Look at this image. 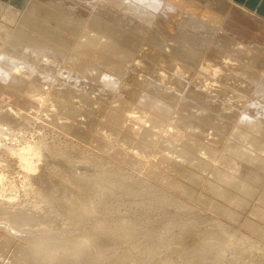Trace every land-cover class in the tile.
Masks as SVG:
<instances>
[{
    "label": "bare ground",
    "instance_id": "obj_1",
    "mask_svg": "<svg viewBox=\"0 0 264 264\" xmlns=\"http://www.w3.org/2000/svg\"><path fill=\"white\" fill-rule=\"evenodd\" d=\"M30 2H31V0L27 4V6L28 5L29 6L28 7L26 6L27 9L25 10V12L21 13L22 10L19 11L15 5L11 4L10 2L5 3L3 0H0V90H1V93L3 91L1 89V87L8 86L10 88V85H13L10 88L12 91H15L17 88H18V90L20 89L19 91H17V90L15 91V94H16L15 97H12L14 94L11 95V97H12L11 99H12V101H14L13 98H16V100L19 99V101H18L20 103L19 106H21V108H22L23 104H27V105L29 104V100H38L39 99V100H41V104L46 102L44 100H46L47 97L46 96L44 97V94L42 95V92L40 95V94H36L34 91V93L36 95L34 94V96H33V92H31L32 95H29L30 91H28V90H31L30 88L35 89V87H32V86H34L36 83L34 85H31V83H32L31 81L33 79L34 80L36 79V81H38V80L40 81L39 85L41 83V86L37 85L36 89L39 86V88H41L42 91H43V89H46V88L48 89V86L52 83H54L53 87L56 86L55 84H57V86L61 85V86H59V89H61L63 87V88H67L68 91H73V92L75 89L74 86H77L78 87L77 91L79 92L81 90V93L80 92L78 93L76 90L75 91L80 96L79 97L80 99L78 97H74L77 95L73 96V92L66 93L67 92L66 89H65L66 92H63L62 91L63 88L60 90L63 93L71 95L74 99L78 98V100H77L78 102L76 101L75 102L76 104H74V106L79 107V105H81V106H86V104L88 105V103H86L87 101L82 99V97L84 95L86 96L85 99L86 98H88L89 100L90 99H93V100L97 99L95 101L96 103L99 102L98 99H101V101H103V100L104 101L108 100L109 102L113 101L112 103L115 104V101H117V98H120V101L118 100V104L119 105L121 104L122 106H124L126 108V111L128 113H130L131 115L137 113L136 110H138V112H140V111L144 110L143 108H147V110H149V111L145 110L148 114L147 116H145V117H147V118H145V121H146V123L147 122L151 123L152 124L151 126H153L155 129H158V128H156V127H158V124L157 123H156L157 125L154 124L156 122V120H155V122H152L154 120V117H152V115L155 116L156 115L155 113H160V115L169 116L170 114H172V112H175V114H176L175 119L177 122H180L181 125H185L184 121L187 122V125H185L186 128L183 126V129L188 128V129H190L189 131L193 130L194 132L193 131H191V132L195 133V134L194 135L193 134L185 135L182 132V130L181 131L177 130L178 127H176V128L171 127L169 130H167L166 134L164 133L165 135H167L168 140H175L180 144L184 143V144H186L187 150L188 149H191V150L193 149L194 151L197 150L198 153H200V152H204L205 154H208V153L215 154L216 153V155H214V157L215 156H216V158L219 157V160H221L220 159L221 157H223V158L226 157L227 159L232 158V162H230V164L227 165V168L223 167L224 164H223V166H221L222 165L221 161H220V164H221L220 166L218 164H217L218 166L217 165L212 166L213 173L211 172V174H213V177L211 178L212 179L211 183H213L214 188H217L218 185L221 188L217 192H223L225 190L224 187L228 186L227 190H225V192H224L225 193L224 198L226 197V198H232L233 199V194L230 193V191L233 192L234 194H235V192H238L239 194L242 193L244 195V197H243L244 200H242V202L240 203L241 205H242V203L246 204L245 202H247V200L249 201L248 197L250 198V197L254 196L255 192H257L258 195H257V193L255 194V195H257V202L256 201L255 202L260 203V204H264V173H261L262 170H261V172H259L258 170L255 169L256 172L257 171L259 172V173H256L254 170H251V172H250L249 170L244 169V171H243L244 175H243L242 172L240 171L241 170L240 168H245L246 167L245 165L249 162L244 163L242 161L243 158L240 159L239 157H237V153L239 154L240 152H242L246 149V150L253 151L255 153L254 157H257L256 158L257 160H260L262 157L264 159V155H263L264 154V49H262V48H264V34L263 35L261 34V33H264V31L262 30L264 28H261L263 26V23H262V26L260 27V29L262 30V31L260 30L261 33L258 30L257 36L255 35L256 31H254L255 32L254 34L250 35L249 31H251V30L246 25H244L242 23L240 24L239 22L237 23L238 20L235 21V20L231 19V17H230L231 15L229 12H232V11H231L230 6L227 5V4H229L228 0H50L51 4H49V5H51V6L46 5V3L45 4H39L38 0H33L31 2L32 4ZM44 5H46V7H50V9L47 11V13L42 14L43 12L41 13L40 10H42L43 7H45ZM17 6H19V5H17ZM241 9L245 13L250 12L249 10H247L245 8H241ZM65 14L69 15L70 17L67 18L65 16ZM18 16H22V17H21V20L18 21V23H16L17 20L15 21V18ZM235 18H236V16H235ZM257 18H260V17L257 16ZM75 19H77L79 22ZM252 21H254V20H252ZM248 22H250V20ZM11 23L12 24L14 23V26H11ZM232 26L235 29H237V30L239 29V30L238 31H230L229 28ZM90 27H92V29ZM78 31L81 32L80 33L81 36L78 37V39H77L75 35H77ZM80 34H78V35H80ZM248 38L257 39V41L246 43L244 41V39H248ZM257 42H258V44H257ZM71 44H74V45H71ZM69 48H73L71 50H74L75 52L80 53L81 56L86 55V58H88L91 61H89L85 58L86 59L85 61L80 59V61H81L80 63L76 62L77 60L75 62H73V58L75 56L77 58H79V57H78L77 53H75L77 55L72 54L69 56V54H68V52L70 51ZM17 58H18V61H17ZM66 58H67V60H66ZM20 59H22V60L24 59V62H23L24 64H22V62H21L24 69L22 68L23 70L22 69H16V70L14 69L13 70V68H15L16 65L20 66V63H18ZM63 60H66V62H68V63L70 62L68 65H70L71 62H73L71 66L66 67V68H68L74 72L73 73H71V72L65 73L64 72L62 74V72L60 71L56 75L55 71L57 70V68L59 67L60 63H62ZM128 60H130V61H128ZM89 62H91V63H89ZM128 62H129L128 65L132 66V69H131V67H128V68L124 67L127 69L124 73L121 70H120L121 73L119 71H118V73L113 72L114 70L116 71V69L118 70V68L120 69L119 66H121L122 64H123L122 66H124V64L126 66ZM260 66H262V67H260ZM85 72H87V73H85ZM87 74L89 75L90 78H91L90 75H92L93 78H96V80L99 78V80L104 83V85H103V83H100L102 85L100 87L101 90L99 89V91H101L102 93H99V92L97 93V91H98L97 86L100 84H98V82H97L98 85H96V84L93 85L91 82L92 79L89 80V77ZM76 76H78V78ZM113 80H114V82H113ZM89 81L91 82L90 84H92L93 87L96 86L97 89L91 88L89 86V83H88ZM2 84H3V86H2ZM24 84H26V86ZM85 85H88V86H85ZM50 86H52V85H50ZM103 86L106 88H107V86H109V90L105 89ZM110 86H113V87L110 88ZM125 86H129L128 89L129 90L131 89L132 91L130 90L131 91L130 92L129 90H127L125 88ZM13 87H15L16 89H14ZM55 88L57 89L58 87H55ZM116 88H117V90H114ZM91 89H93L92 90L93 93H90V92H92V91H90ZM110 89H112V90H110ZM120 89H122V91H120ZM11 90H9V91H11ZM37 90H39V89H37ZM11 92H10V94H11ZM84 92H85V94H84ZM12 93H14V92H12ZM66 94L65 95L63 94L65 102H66V98H65ZM110 96H112V97H110ZM54 97H56V96H54ZM125 97L126 98L129 97V99L125 100ZM241 98L244 99V101H242ZM42 100L44 101L43 103H42ZM68 100H71V99H68ZM104 101H103V103H101V106L104 105V103H105ZM46 103L44 105H46ZM96 103H92L91 109H94L96 106H98V104H96ZM127 104H129V105H127ZM14 105L18 106V104H14ZM56 105H57L56 107L54 105H53L54 107L52 105H50L51 109H52V107L63 109V107L65 106V105L63 106L62 103L59 105L56 103ZM12 106H13V103L10 107H12ZM23 106L25 107L26 105H23ZM110 106H111V104H110ZM105 107H107V106L105 105L104 108ZM112 107H114V106H112ZM13 108H10V109L13 110ZM28 108H31V107H28V106L26 107V109L29 110V112H30V109H28ZM23 109H25V108H23ZM65 109H67V107ZM65 109H63L64 110L63 113L66 112ZM79 109H80V107H79ZM96 109H97V107H96ZM100 109H102V108L100 107ZM122 109H124V108L122 107ZM19 110L15 111L16 114H17V111H19ZM27 110H26V112H28ZM74 110H72V111H74ZM103 110H106V109H103ZM94 111L96 112V110H94ZM126 111H125V113H126ZM54 112H56V111H54ZM58 112H59V110H58ZM81 112H77L78 115L79 114L82 115ZM83 112H84V110H83ZM10 113H12V111ZM20 113H18V114H20ZM52 113H46L43 115L40 114V117L43 120H52L55 118V117H52V115H53ZM68 113H65L64 116H62L58 119H56V118L54 119L57 121L58 126H62V125L66 124V123L61 122L62 118L72 119V122H73L74 118L78 119L77 118L78 116H76V112L74 115L71 114L72 112L71 113L68 112ZM87 113H89V112H87ZM112 113H114V112H112ZM27 114L24 113V115H26V116L30 115V114H28V115ZM84 114H85V112H84ZM84 114H83V116H84ZM175 114H172V116ZM97 115H99V114H97ZM181 115L182 116L186 115V116L182 117ZM58 116L59 115H57V117ZM237 116H238V118H237ZM25 117L23 119H25ZM29 117H31V116H29ZM106 117H107V115H106ZM106 117H104L106 119V120L104 119L105 121H107V118H108V117L107 118ZM127 118H129V117H127ZM162 118H163V116H162ZM30 119L32 120V117ZM83 119L84 118H82V120ZM97 119H99V118H97ZM110 119H112V117ZM121 119H119V120H121ZM123 119H125V118H123ZM175 119L172 121L170 120V121L173 122V121H175ZM13 120H14V118H13ZM65 120H67V119H65ZM161 120L162 119H160L159 121L161 122ZM74 121L76 122V120H74ZM122 122H123V120H122ZM205 122H206L207 126H209V125L214 126V127L209 126L211 130H208L207 133H204V130L206 132V129H202L203 126L201 125L202 123H205ZM89 123H91V122H89ZM117 123H119V122H117ZM143 123H144V121H143ZM206 124H205V127H206ZM119 125H121V124H119ZM130 125H129V129L132 128V126H130ZM164 125H165V123L163 124V126ZM194 125H196V126L194 127ZM71 126H72V124L69 127H71ZM80 126H82V125H80ZM85 127H86V124H85ZM125 127L127 128L128 126H125ZM136 127H138V126H136ZM146 127H147V125H146ZM148 127H149V125H148ZM166 127H167V125H166ZM104 128H106V127H104ZM110 128H112V127H110ZM159 129L161 130L162 128L160 127ZM165 129H167V128H165ZM151 130H153V128ZM125 131H127V130H125ZM189 131L187 133H190ZM131 132L133 133V131H131ZM229 132H231L230 135H229ZM123 133H126V132H123ZM136 133H137V131H136ZM138 133L140 134V135L138 134L140 136V138L144 139V142H145V140H147L149 142L150 140H152L153 137H155V135H153V133L148 134L149 132H148V130H146V128L139 131ZM158 133H159V130H158ZM80 134L81 133H79L78 135H80ZM131 134H130V136H131ZM183 134H184L185 138L182 137L183 138L182 140H178L179 139L178 137H181V135H183ZM228 135H229V137L227 138ZM198 136H200V138L201 139L203 138V139L198 140L197 139ZM91 137H93V136H91ZM115 137H117V136L115 135ZM127 137L128 136H126V138ZM162 137H164V136H162ZM233 138L237 139L236 142H234ZM103 139H104V137H103ZM103 139H101V140H103ZM120 139H121V137H120ZM42 141L45 142V140H42ZM97 141L99 142V140H97ZM108 142H110V141H108ZM39 143H41V141ZM84 143H85V141H84ZM150 143H148V144H150ZM170 143H172V142H170ZM44 144H46V142ZM96 145H98V144H96ZM126 145H125V147H122V148L125 149L123 151L127 154V156L132 155L134 158H136L138 160H141V159L144 160L143 157H145V156H141L142 154H140V151L134 152L133 150H129L126 147ZM211 145H213V146H211ZM45 146H47V145H45ZM45 146L43 144H38L37 146L36 145L35 146L23 145V146H18V147L16 146V148L11 149L14 152H12L10 155L18 156L17 159H19V164H20L21 168L23 169V171L26 173V175H28V177H30V176L33 177L32 174L39 168L37 165V163H39V161L45 160L46 158H49L51 155H52L51 158L54 157V155H53L54 153H52V154H50V156H47L45 159L43 158L44 156H46L45 155L46 154L45 152H47L46 149L50 150L49 147L46 148ZM166 146L167 147H165V145H164V148H166L167 150L165 149L164 151H167V152H163L164 154L162 155L164 161L167 160L166 163L167 162H172V163L177 162L178 164L182 162V165L184 167L186 166V168H187L188 164H186V162L184 163L182 160H179L180 157L178 159V156H180V154L179 155L175 154L174 153L175 150L171 151L174 144H166ZM55 147L53 146V148H55ZM82 147L84 148V146H82ZM181 147H183V146H181ZM220 147H222L221 149H223V150H226V148H227L228 150L236 151L237 153L232 152V153H235L234 155L236 157L235 156L231 157V155H229L226 152L227 150L226 151L219 150ZM100 148H101V146H100ZM104 148H106V147H104ZM115 148H116V146H115ZM9 149H10V147L8 148V151L11 152ZM56 149L58 150V148H56ZM142 149H143V147H142ZM178 149H180V148H178ZM169 150H170V152H168ZM59 151H58V153L61 154V152H59ZM111 151H113V149ZM150 151H151V149H150ZM178 151H180L182 153L185 152L182 149H180ZM194 151H193V154H194ZM250 151H249V153H246V154L250 155ZM171 152H173L174 155L168 154ZM186 153H188V152L186 151ZM244 153H245V151H244ZM56 154H57V152H56ZM63 154L64 153H62L59 156H62ZM104 154H105V152H104ZM116 155H115V157H116ZM119 155L121 156V154H119ZM244 155H243V157H244ZM56 156H58V154ZM123 156H125L123 158V159H125L126 155H123ZM193 156H196V155H193ZM203 157L204 158H202V159H204V160L207 158V157L205 158V156H203ZM58 158L59 157L54 158L55 160H53V161L55 162ZM156 158H158V157H156ZM191 158H192V156H191ZM245 158H247V157L245 156ZM61 159L60 160L62 162L60 164H64V163H66V165L68 164V159L66 161L63 158H61ZM163 159H162V162H163ZM58 160H57V162H58ZM69 160H70L69 162L71 164V159H69ZM207 160H205L206 166H208L209 163L211 162V161L207 162ZM223 160H222V162H223ZM126 161H127V159H126ZM155 161H157V159L154 160V162ZM192 161H194V160H192ZM212 161H213V159H212ZM120 162H121V160H120ZM148 162H150V161H148ZM154 162L150 163V165L154 164ZM188 162L189 161L187 160V163ZM217 162H218V160H217ZM227 162H228V160H227ZM251 162H255V161H251ZM258 162L256 161V163H258ZM74 163H75V161L72 163L73 165L71 164L73 167L77 164V163H75V164ZM70 164H69V166L67 165L68 168L70 167ZM243 164H245V165H243ZM260 164H262V163H260ZM57 165H58V163L56 164V166ZM190 165H192V164H190ZM60 166H62V165H60ZM262 166H264V164H262ZM52 167H53V165H52ZM73 167H70V168H73ZM248 167H250V166H248ZM57 168H54V170ZM134 168H132V169H134ZM153 168H155V167H153ZM208 168H209V166H208ZM39 169H41V168H39ZM61 169H63V171H65V172L67 171V170H64L65 168L61 167L60 170ZM175 169H177V167ZM69 170L73 171V169L72 170L69 169ZM183 170H184V168H183ZM51 171H53V169ZM188 171H189V169H188ZM196 171H198V170H196ZM207 171H208V169H207ZM224 171L229 172V174H227L226 172L224 173ZM61 172H62V170H61ZM74 172L77 173L76 170H74ZM74 172H73V174H74ZM159 172H160V170H159ZM180 172H182V170ZM184 172L185 171H183V173ZM71 173H70V175H73ZM79 173H77L76 175L78 176ZM200 173H203V172H200ZM39 174H41V173H39ZM157 174H158V172L156 173V175ZM190 175L188 174L187 176L190 177ZM242 175H243V177H242ZM80 176H82V174H80ZM80 176H78V177H80ZM94 176H92V177L89 176V177L93 178ZM194 176L197 177L198 175L194 174ZM207 176H208V174H207ZM89 177H83V178L84 179L86 178L88 180ZM97 177H99V176H97ZM99 178H101V177H99ZM202 178H203V182H204V177H202ZM68 179H69V177H68ZM109 179L113 180L114 183L117 182V183H115L117 185H119L120 184L119 182H121L118 180L115 181L116 180L115 177H110ZM172 179L174 180V178H172ZM198 179H199V177H198ZM106 180H107L108 185L112 184V182H110V180H108V179H106ZM158 180H160V179H158ZM161 180H162V178H161ZM167 180H168V178H167ZM190 180H191V178H190ZM205 180H206V177H205ZM95 181L96 180H94V182ZM143 181H145V180H143ZM182 181H183V179H182ZM89 182H91V181H89ZM192 182H193V180H192ZM114 183H113V185H114ZM205 183H206V181H205ZM163 184H164V182H163ZM171 184H172V182H171ZM178 184H180V183H178ZM68 185H69V183H68ZM64 186H66V185H64ZM144 186H145V184H144ZM260 186H263V187L260 188ZM54 187H56V186H54ZM159 187H161V186H159ZM196 187H198V186H196ZM206 187H207V185H206ZM70 188H69V190H70ZM82 188H84V187H82ZM74 189H75V187H74ZM191 189H193V188L191 187ZM67 191H66V193H67ZM204 191L205 190H203V192ZM182 192H183V190H182ZM5 194H7V193H5ZM68 194H69V192H68ZM95 194H96V192H95ZM98 194H100V193H98ZM87 195H88V191H87ZM125 197H126V195H125ZM237 197H240V195ZM1 199H0V201H1ZM59 201H61V200H59ZM135 202H136V200H135ZM187 202H189V201H187ZM225 202H226V200H225ZM152 204H153V202H152ZM260 204H257V205H260ZM18 205H20V204H18ZM7 207L10 208L9 206H7ZM11 207L14 208L12 205H11ZM16 207H18V206H16ZM255 207H257V215L264 217L263 208H261L262 209L261 210L258 208V206H255ZM261 207H262V205H261ZM8 208H7V210H8ZM21 208H22V205H21ZM5 209H6V207H5ZM81 209H82V207H81ZM235 209H240V208H235ZM16 210H18V209H16ZM254 210H256V209H254ZM0 211H1V209H0ZM186 211L188 212V209ZM224 211L226 212V210H224ZM16 212H14V213H16ZM252 212H253V209H252ZM25 213H28V212H25ZM254 213H255V211H254ZM18 214H19V211H18ZM16 215H17V213H16ZM26 215L27 214L24 215L21 213L17 217H19L18 219H21V221H24L22 223L27 224L32 219L33 215L31 216V219L25 218ZM36 215L38 216V214H36ZM12 217H14L13 214H12ZM12 217L8 216L6 219H11ZM34 217L35 216H33V218ZM15 220H17V219H15ZM219 221H221V220H219ZM34 222H36V220ZM259 222H257V223L260 224L263 221H261L260 223ZM233 224H234V222H233ZM13 225H15V224H13ZM10 226H12V225L10 224ZM27 226H28V224H27ZM141 226H143V225H141ZM21 227H22V225H21ZM28 227H29L28 230H26L27 228H25V227L20 228V226H19V228L18 227L17 228H18L19 232L21 231L20 234L22 235L23 233H26L28 231L30 232V230L31 231L34 230V229H32L33 226L32 227L28 226ZM107 228H108V226H107ZM255 228H256V226H255ZM13 229L15 230V226H13ZM260 229H261V227H260ZM41 230L42 231L44 230L46 233L51 232V230L48 229V227L47 228L44 227V229L42 228ZM53 231H54V229H53ZM253 233H254V231H253ZM57 234H59V233H57ZM262 234H264V233H262ZM49 235H50V233H49ZM96 235H102V232L100 231V229L98 230ZM107 235H108V232H107ZM43 237H46V236H43ZM51 237L49 239V242L52 241L54 244L56 242L57 244H55V246L57 248V245H59L60 246V247L58 246L59 250L61 247L64 248L65 246H63L64 245L63 243L69 240V238L68 239L65 238L66 240L65 239L63 240L62 237H64V235L61 237L60 240H59L58 236H57V238L56 237L51 238ZM114 237H115V235H114ZM226 237L227 236H225V238ZM23 238H25V237H23ZM26 238L29 239V237H26ZM33 238H32V242L34 240H36V239L33 240ZM83 238H84V236H83ZM28 239H25V241L27 242ZM89 239L90 238H86V240L83 239L84 241L80 240L78 243L81 242L84 244H88L91 242V241L89 242ZM53 240H55V242ZM72 240L74 241V239H72ZM32 242L30 240V243H32ZM244 242H243V244L247 243V242H245V243ZM18 243H20V242H18ZM37 243H38V240H37ZM37 243L33 242L34 245L32 244L30 246H33L34 248H36L35 245ZM42 243H44V242H42ZM66 243H65V245H66ZM229 243H230V241H229ZM238 243H239V241H238ZM1 244L3 245V243H1ZM46 244L48 246V242ZM68 244H70V243L68 242ZM38 245H36L37 249L42 248V245L41 246L40 245L38 246ZM43 245H45V243ZM72 246H73V244H72ZM169 246H171V245H169ZM21 247H23V246H21ZM25 247L26 246H24V248ZM27 247H26V249H27ZM45 247H46V245H45ZM45 247H44L43 251L38 252V250L37 251L34 249L33 250L36 253H40V252L45 253V252L49 251V249H50V247H52V245L50 247L48 246L49 248H46L47 249L46 251H45ZM78 247H79V244H78L77 248ZM86 247H84V248H86ZM98 247H99V251L101 252L100 255H102V254L106 253L107 249H110L111 251L115 250L116 245L107 244V245H98ZM98 247L95 246V248H98ZM2 248H3V246H2ZM53 248H55V247H53ZM75 248H72V250ZM77 248H76V250H77ZM125 248H127V247H125ZM172 248H174V247L172 246ZM224 248H226V247H224ZM249 248H248V250H249ZM28 249H29V251H31L32 248L29 247ZM59 250H56V251H59ZM64 250H66V249H64ZM76 250H74V251L76 252ZM83 250H81V251H83ZM50 251H51V249H50ZM53 251H51V252H53ZM34 252H32V253L34 254ZM77 253L79 254V249L77 250L76 254ZM223 254H225V253H223ZM45 255H46V257H48L47 256L48 254L45 253L43 256H45ZM43 256L41 255V258ZM82 256H83V254H82ZM85 256L86 255H84L83 257H85ZM74 257L76 258V256H74ZM83 257H80V258H83ZM218 257H220V256H218ZM50 258H47V259L51 260L52 258L51 259ZM43 259H45V257ZM68 259H69V257H68ZM70 259L72 260V258H70ZM158 259H160V258H158ZM9 260H11V259H9ZM48 260H47V262H48ZM22 261H24V264H25L26 261L23 258H22ZM77 261L79 262V260H77ZM47 262H45V260H44V264ZM51 263H52V261H51ZM18 264H21V262ZM243 264H245V263H243Z\"/></svg>",
    "mask_w": 264,
    "mask_h": 264
},
{
    "label": "rangeland",
    "instance_id": "obj_2",
    "mask_svg": "<svg viewBox=\"0 0 264 264\" xmlns=\"http://www.w3.org/2000/svg\"><path fill=\"white\" fill-rule=\"evenodd\" d=\"M3 1L5 3L10 2L11 4L15 5L19 11L22 10L21 13H24L25 10L27 9V7L29 6V5L27 6V4L29 3L30 0H3ZM32 1L33 0H31V2ZM38 3L39 4H45L46 3V5L51 4L50 0H45V1L44 0H38ZM228 3L229 4H227V5L230 6L231 11H232V12H229L231 15L230 16L231 19H233L235 21L238 20L237 23L239 22L240 24L242 23V24L246 25L251 30V31H249L250 33L248 32L250 35L254 34L255 33L254 31H256L255 35L257 36L258 30L259 31L261 30L260 27L262 26V23H263V26L261 28H264V0H228ZM17 5H19V6H17ZM46 5H44L45 7H43V9L40 10L41 13L43 12L42 14L47 13V11L50 9V7H46ZM49 6H51V5H49ZM241 8H245V9L249 10L251 13L250 12L245 13ZM65 16L67 18L70 17L67 14H65ZM235 16H236V18H235ZM257 16H259L260 18H257ZM21 17L22 16H18L15 18V21L17 20L16 23H18V21L21 20ZM75 20H77V19H75ZM249 20H250V22H248ZM252 20H254V21H252ZM14 23L13 24L11 23V26H14ZM90 28L92 29V27H90ZM229 30L230 31H238L239 29L237 30L232 26L229 28ZM262 30L264 31V29H262ZM261 31H260V33H261ZM80 33L81 32L78 31L77 35H75L77 39H78V37L81 36ZM78 34H80V35H78ZM261 34L263 35L264 33H261ZM244 41L246 43L256 42L257 39L248 38V39H244ZM74 44H71V45H74ZM257 44H258V42H257ZM71 49H73V48H69V50H70L68 52L69 56L72 54H74V55L78 54V57H79V58H77L75 56L73 58V62H75L77 60L76 62L80 63L81 62L80 59L83 61H85L86 59L89 60L88 58H86V55L81 56L80 53H77ZM262 49H264V48H262ZM75 53H77V54H75ZM18 58H17V61H18ZM21 60L22 59H20L18 62V63H20V66L16 65V67L13 68V70L23 68L22 64H24L23 63L24 59L22 61ZM66 60H67V58H66ZM66 60H63L62 63H60L59 67L55 71L56 75L60 71L62 72V74L64 72L65 73H69V72L73 73L74 72V71L66 68V67L71 66L73 62H71V64L68 65L70 62L68 63V62H66ZM89 61H91V60H89ZM128 61H130V60H128ZM21 62H22V64H21ZM89 63H91V62H89ZM128 64H129V62L127 63L126 66H125V64H124V66H122L123 65L122 64L121 66H119L120 69L118 68V70L116 69V71L115 70L114 71L112 70V71L114 73L115 72L118 73V71L121 73V71H123V73H124L127 70L124 67H127V68L131 67V69H132V66H129ZM260 67H262V66H260ZM85 73H87V72H85ZM90 76H91V78L88 75L89 80L92 79L94 81L93 82L91 80L93 85H95V84L98 85L100 83H103L102 81L99 80V78L96 80V78H93L92 75H90ZM76 77L78 78V76H76ZM31 82H32L31 85H34L35 83L36 84L34 86H32V87H35V89L30 88L31 90H28V91H30L29 95H32L31 92H33V96L35 93L41 95V92H42V95L44 94V97L46 96L48 98V99L46 98V100H44L47 103L42 100V103L43 102L44 103L41 104V100H39V99L38 100H29V104L27 105V104L22 103L23 105H26V106L24 107L22 105V108H21V106H19L20 103L18 102L19 99L16 100V98H13L14 101H12V99H11L12 97L16 96L15 91L16 90L19 91L20 89L18 90V88L16 89L15 87H13L16 90L12 91L10 88L13 85L9 84L10 88L8 86L1 87V89L3 91L6 89L4 92L2 91V93L0 90V142H1L0 143V187H1L0 188V199L2 198L0 201V209H1V211L3 210L2 212L0 211V264H14V263L18 264L20 262H21V264H24V261H22V258L26 261L25 264L26 263L27 264H31V263L32 264H41L42 262H43L42 264H44V260H45V262H47V260H48L47 258H50V257L52 259L50 258L51 260H48V262L45 264H238V263L239 264H243V263H245V264H253V263L254 264L255 263L256 264L257 263L258 264H264V234H262V233H264V224H263L264 223V217L257 215V207H255V206H258L259 209L263 208V210H264V204L256 203L258 193L255 192V194L257 193V195L254 194V196H252L250 198L248 197L249 201L246 199L247 200V202H245L246 204L242 203V205H241L240 203L242 202V200H244V198H243L244 195L242 193L239 194L238 192H235V194L236 193L238 194V195L236 194L237 196L240 195V197H241L240 198V197H237L233 192L230 191V193L233 194V199L232 198H226V197L224 198V194H225L224 192H225V190H227L228 186L224 187L225 190L223 192H217L221 188L219 187V185L217 188H214L213 183H211L212 182L211 178L213 177V174H211V172L213 173L212 166L217 165V164L219 166L222 164L221 166H223V164H224L223 167L227 168V165H229L230 162H232V158L227 159L226 157H224V158L221 157L220 158L221 160H219V157L218 158H216V156L214 157V155H216V153L215 154H210V153L205 154L204 152L198 153L197 150H195V151L193 149L187 150L186 144H184V143L180 144L175 140H168V137L165 134H166L167 130H169L171 127H173V128L178 127L177 130H179V131L182 130V132L185 135H190V134L194 135L195 134V133L191 132L193 130L189 131L190 129H188V128L183 129V126L186 128L185 125H187V122L184 121L185 125H181L180 122H177L175 119V116H176L175 112H172V114H175V115H173L174 117L172 116V114H170L169 116L160 115V113H155L156 114L155 116L152 115V117H154V120L152 122H155V120H156V122L154 124H156V123L158 124V127H156L158 129H155L153 126H151L152 125L151 123H149V122L146 123V121H145V118H147L145 116L148 115L146 111H149V110H147V108H143L144 110L140 111L141 113L138 112V110H136L137 113L131 115L130 113H128L126 111V108L124 106H122L121 104L120 105L118 104V100L120 101V98H117V101L114 100L115 104L112 103L113 101L109 102L108 100H106V101L103 100L105 103H104V105L102 104L103 106H101V103H103V101H101V99H98L99 102L97 101L98 103H96L95 101L97 99L96 100L90 99L91 100L90 101L88 98L85 99L86 96L84 95L83 97L82 96L81 97L83 100L87 101L86 103H88V105L87 104H86V106L79 105V107L81 109L80 110L78 106H74V104H76L75 102L80 97L76 93V91L78 89L77 86H74L75 87V89H74L75 93L73 91H68L67 88L62 87L64 90L61 88L63 92H66V90H67L66 93L73 92V96L77 95L74 97H78V98L74 99L71 95L63 93L60 91L61 89H59V86H61V85L57 86V84H55L56 86L53 87L54 83H52V84H50L52 86L49 85L48 89L46 88V89H43V91H42V89L39 88V86H41V83L39 85V82H40L39 80L36 81V79L35 80L33 79ZM91 82L90 81L88 82L89 86L93 89L96 88V86L93 87V85L90 84ZM97 82H98V84H97ZM113 82H114V80H113ZM24 85L26 86V84H24ZM37 85H39L37 88L39 90L36 89ZM101 85L102 84L98 85L99 87L97 86V88H98V89L96 88L98 90V91L96 90L97 93L98 92L102 93L101 91H99ZM103 85H104V83H103ZM2 86H3V84H2ZM85 86H88V85H85ZM55 87H58V88L56 89ZM112 87L113 86H110V88H112ZM128 87L129 86H125V88L127 90H129ZM104 88L109 90V86H107V88L106 87H104ZM93 89H91L90 91H92ZM9 90H11L14 93H12ZM110 90H112V89H110ZM114 90H117V88ZM34 91H35V93H34ZM120 91H122V89H120ZM10 92H11V94H10ZM79 92L81 93V90ZM90 93H93V91ZM63 94L64 95L66 94V96H65L66 102L64 100ZM84 94H85V92H84ZM11 95H13V96L11 97ZM54 96H56V97H54ZM110 97H112V96H110ZM68 99H71V100H68ZM127 99H129V97L128 98L125 97V100H127ZM241 100L244 101V99H242V98H241ZM12 103H13V106L10 107L12 105ZM45 103H46V105H44ZM56 103L58 105L62 103L63 106L65 105L64 106L65 108L67 107V109H65L63 107V109L66 110L65 113H68V112L71 113L72 112L71 114L74 115L76 112V116H78L77 117L78 119L74 118V120H76V122L74 120L72 122V119L62 118L61 122L66 123V124L62 125V126H58L57 121L54 119L55 118L58 119V118L64 116L65 113H63L64 112L63 109L53 108L54 106L55 107L57 106ZM92 103L98 104V106H96L97 109H96V107L94 109H91ZM14 104H18V106L14 105ZM110 104H111V106H110ZM50 105H52V106L54 105L52 107L53 110L51 109ZM105 105L107 107L104 108ZM127 105H129V104H127ZM8 106L10 108L14 107L13 108L14 111L12 109H10ZM27 106L31 107V108H28V109H30V112H29V110L26 109ZM99 106L102 109H100ZM112 106H114V107H112ZM121 106L125 110L122 109ZM23 108H25V109H23ZM103 109H106L107 111L103 110ZM8 110L10 112L12 111V113H10ZM16 110H19L21 113L19 111H17V114H16V112H15ZM26 110L28 112H26ZM58 110H59V112H58ZM72 110H74V111H72ZM83 110H84L85 114H84ZM94 110H96V112ZM54 111H56V112H54ZM125 111H126V113H125ZM77 112H81L82 115H80V114L78 115ZM87 112H89V113H87ZM112 112H114V113H112ZM18 113H20L21 115ZM24 113L25 114L28 113L30 115L27 114L28 116H26V115H24ZM46 113H52L53 114L52 117H55V118L52 120H43L40 117V114L43 115ZM56 114L59 116L57 117ZM83 114H84V116H83ZM97 114H99V115H97ZM106 115L108 118L106 117ZM29 116L32 117L33 121L30 119L31 117H29ZM162 116H163V118H162ZM184 116H186V115H184ZM184 116H182V117H184ZM24 117H25V119H23ZM104 117L107 118L108 122L105 121L106 119ZM111 117L113 120L110 119ZM127 117H129V118H127ZM13 118H14V120H13ZM82 118H84V119L82 120ZM97 118H99V119H97ZM123 118H125V119H123ZM237 118H238V116H237ZM65 119H67V120H65ZM119 119H121V120H119ZM160 119H162L161 122L159 121ZM174 119H175V121L171 122ZM110 120L112 122L113 121L114 122L112 123ZM122 120H123V122H122ZM143 121H144V123H143ZM89 122H91V123H89ZM117 122H119V123H117ZM164 123H165V125L163 126ZM71 124H72V126L69 127ZM85 124H86V127H85ZM119 124H121V125H119ZM205 124H206V122L202 123L201 125L203 126L202 129H206V132L204 130V133H207L208 130H211L209 127L211 125L207 126V124H206V127H205ZM80 125H82V126H80ZM129 125L132 126V128L129 129ZM146 125H147V127H146ZM148 125H149V127H148ZM166 125H167V127H166ZM196 125H194V127ZM125 126H128V127L126 128ZM136 126H138V127H136ZM104 127H106V128H104ZM110 127H112V128H110ZM160 127L162 128L161 130L159 129ZM211 127H214V126H211ZM145 128H146V130H148V132H149L148 134L153 133V135H155V137H153L152 140H150L149 142L147 140H145V142H144V139L140 138V136H139L140 134L138 133L139 131H141ZM152 128H153V130H151ZM165 128H167V129H165ZM124 129L127 131H125ZM158 130H159V133H158ZM187 130L190 133H187L188 132ZM131 131H133V133ZM136 131H137V133H136ZM123 132H126V133H123ZM79 133H81V134L78 135ZM230 133L231 132H229V135H230ZM130 134H131V136H130ZM133 134L134 135L136 134V135L134 136ZM184 134L181 135V137H178L179 138L178 140H182L183 138H185ZM115 135L117 137H115ZM229 135L227 136V138L229 137ZM91 136H93V137H91ZM126 136H128L127 137L128 139L126 138ZM162 136H164V137H162ZM103 137H104V139H103ZM120 137H121V139H120ZM101 139H103V140H101ZM197 139L202 140L203 138L201 139L200 136H198ZM42 140H45L46 144H44L45 142ZM97 140H99L100 143ZM233 140H234V142H236L237 139L233 138ZM40 141H41V143H39ZM84 141H85V143H84ZM108 141H110V142H108ZM164 142L166 144H174L175 147L173 146L174 148L172 147L171 151L175 150L174 151L175 154H178V155L180 154V156H178V159L180 157L179 160H182L184 163L186 162V164H188L187 168H186V166L184 167L182 165V162L178 164L177 162H174V163L167 162L166 163L167 160L164 161L162 155L164 154L163 152H167V151H164L166 149V148H164V145H165V147L168 146V145L166 146V144ZM170 142H172V143H170ZM148 143H150V144H148ZM38 144H43L44 146L47 145L45 147L50 148V150L46 149L47 152L49 151L48 152L49 154L47 152H45L46 156L43 157L44 159L47 156H50V154H52V153H54L53 154L54 157H52L53 158L52 159L51 158L52 155H51L49 158H46L45 160L39 161V163H37V165L41 169L38 168L32 174L33 177L30 176L31 177L30 178V177H28V175H26V173L21 168V166L19 164V159H17L18 156L10 155L12 152H14L11 149L16 148V146L17 147L23 146V145H30V146L36 145L37 146ZM96 144H98V145H96ZM125 145L129 150H133L134 152L140 151V154H142L141 156H145V157H143L144 160H142V159L138 160V159L134 158L132 155L127 156V154L123 151L125 149L122 148V147H125ZM53 146L54 147L56 146V147L53 148ZM82 146H84V148ZM100 146H101V148H100ZM115 146H116V148H115ZM181 146H183V147H181ZM211 146H213V145H211ZM9 147H10L9 150L11 152L8 151ZM104 147H106V148H104ZM142 147H143V149H142ZM56 148H58V150ZM178 148L182 149L185 152L182 153V152L178 151V150H180ZM221 148L222 147H220L219 150H222V151L227 150L226 152L229 155H231V157L235 156L234 154L237 153L236 151L228 150L227 148H226V150H223ZM112 149H113V151H111ZM150 149H151V151H150ZM58 151L61 152V154L64 153L65 155L63 154L62 156H59L61 154L58 153ZM186 151L188 153H186ZM193 151H194V154H193ZM244 151H245V153H244ZM244 151H242L243 153L242 152H240L239 154L237 153V157H239L240 159L243 158L242 161L244 163L249 162L246 165L243 164L246 166L245 168H240L241 169L240 171L242 172V174H243L244 169H247L250 172H251V170H254L255 172H256V170H258L259 172H261V170H262L261 173H264V166H262V164H264L263 157L260 160H257L256 159L257 157H254L255 153L253 151L246 150V149ZM249 151H250V155L246 154V153H249ZM56 152H57L58 156H56L57 155ZM104 152H105V154H104ZM168 152H170V150ZM232 152H235V153H232ZM174 153L171 152L168 154L174 155ZM119 154H121V156ZM115 155H116V157H115ZM123 155H126L125 159H123L125 157ZM193 155H196V156H193ZM243 155H244V157H243ZM191 156H192V158H191ZM203 156H205V158L207 157L205 159V160L208 159L207 162L211 161L208 165L209 168H208V166H206L205 160L202 159V158H204ZM245 156L247 158H245ZM56 157H59L58 158L59 160L57 159L58 162L56 160L55 161L56 163H55L53 160H55L54 158H56ZM156 157H158V158H156ZM61 158H63V159L65 158L64 159L65 161L68 159V164H67L68 166L70 164L69 159H71V164L74 161L77 164L74 167L72 166L73 164L72 165L70 164V167H73V168H70V167L68 168L66 163H64L65 165L60 164L62 162ZM119 159L121 160V162ZM126 159H127V161H126ZM156 159H157V161L154 162V160H156ZM162 159H163V162H162ZM212 159H213V161H212ZM226 159L228 160V162ZM187 160L189 161L188 163H187ZM192 160H194V161H192ZM217 160H218V162H217ZM222 160H223V162H222ZM250 160L255 161V162H251ZM148 161H150V162H148ZM220 161H221V164H220ZM256 161L257 162L259 161L258 162L259 164L256 163ZM153 162H154V164L150 165V163H153ZM57 163H58V165L56 166ZM189 163L192 165H190ZM260 163H262V164H260ZM59 164L62 166H60ZM52 165H53V167H52ZM247 165L250 167H248ZM58 166L60 168L61 167L65 168L64 170H67L68 172L63 171V169H61L62 170V172H61V170ZM153 167H155L156 169ZM176 167H177V169H175ZM54 168H57V169L54 170ZM132 168H134V169H132ZM183 168H184V170H183ZM52 169H53V171H51ZM69 169H71V170L73 169V171H70ZM188 169H189V171H188ZM207 169H208V171H207ZM74 170H76L77 173L80 172L78 174V176H80V174H82V176L78 177L76 175L77 173H75ZM159 170H160V172H159ZM181 170H182V172H180ZM196 170H198V171H196ZM183 171H185V172L183 173ZM226 171H224V173ZM258 171L256 173H259ZM69 172L70 173L72 172L71 174H73V172H74V174L70 175ZM157 172H158V174L156 175ZM200 172H203V173H200ZM39 173H41V174H39ZM226 173L229 174V172H226ZM188 174L189 175L191 174L190 177L187 176ZM194 174H197L198 176L196 177V176H194ZM207 174H208V176H207ZM243 175H242V177H243ZM89 176H91V177L94 176L95 178L93 177L94 178L93 179V178H90ZM97 176H99L101 178H99ZM201 176L204 177V182H203V178ZM68 177H69V179H68ZM83 177H89V178H88V180L85 178L86 179L85 180ZM110 177H115V179H116V180L114 179L115 181H117V180L121 181V182H119L120 184L119 185L115 184L117 182L114 183L113 180L109 179ZM171 177L174 178V180ZM198 177H199V179H198ZM205 177H206V180H205ZM161 178H162V180H161ZM167 178H168V180H167ZM190 178H191V180H190ZM106 179L110 180V182H112V184L108 185ZM158 179H160V180H158ZM182 179H183V181H182ZM94 180H96L97 182L96 181L94 182ZM143 180H145V181H143ZM192 180L194 183L192 182ZM89 181H91L92 183ZM205 181H206V183H205ZM163 182H164V184H163ZM171 182H172V184H171ZM68 183L70 186L68 185ZM113 183H114V185H113ZM178 183H180V184H178ZM144 184H145V186H144ZM205 184L207 185V187ZM64 185H66V186H64ZM54 186H56V187H54ZM159 186H161V187H159ZM196 186H198V187H196ZM74 187H75V189H74ZM82 187H84V188H82ZM191 187L193 189H191ZM262 187L263 186H260V188H262ZM69 188H70V190H69ZM181 189L183 190V192ZM203 190H205V191L203 192ZM66 191H67V193H66ZM87 191H88V195H87ZM68 192H69V194H68ZM95 192H96V194H95ZM5 193H7V194H5ZM98 193H100V194H98ZM125 195H126V197H125ZM59 200H61V201H59ZM135 200H136V202H135ZM150 200L153 202V204ZM225 200H226V202H225ZM187 201H189V202H187ZM18 204H20V205H18ZM257 204H260V205H257ZM11 205L14 208H12ZM21 205H22V208H21ZM261 205H262V207H261ZM4 206L6 207V209ZM7 206H9L10 208H8ZM16 206H18V207H16ZM81 207H82V209H81ZM7 208H8V210H7ZM235 208H240V209H235ZM16 209H18V210H16ZM187 209H188V212L186 211ZM252 209H253V212H252ZM254 209H256V210H254ZM224 210H226V212ZM18 211H19V214H21V213L24 215L27 214L25 218L31 219L32 215L35 216L34 218L32 216V219L29 221V223H27L28 226H30V227L33 226L32 229H34V230H32V231L30 230V232L28 231L26 233H23L22 235L20 234L21 231L20 232L18 231L19 226H20V228H24V227L27 228L26 230H28L29 227L27 226V224L22 223L24 221H21V219H18L19 218V217H17V216H19ZM254 211H255V213H254ZM14 212H16L17 215ZM25 212H28V213H25ZM35 213L38 214V216ZM12 214L14 217H12ZM6 216L7 217L11 216L12 218L6 219L7 218ZM15 219H17V220H15ZM35 220H36V222H34ZM219 220H221V221H219ZM259 221L260 222L263 221V222L260 223ZM233 222H234V224H233ZM257 222H259L260 224H258ZM9 223L12 226H10ZM13 224H15V225H13ZM20 224L22 225V227ZM141 225H143V226H141ZM13 226H15V230L13 229ZM107 226H108V228H107ZM255 226H256V228H255ZM44 227H46V228L48 227V229H50L51 232L46 233L43 230L45 232L44 233L41 230L42 228L44 229ZM260 227H261V229H260ZM53 229H54V231H53ZM99 229L102 232V235H96V233L98 232ZM253 231H254V233H253ZM107 232H108V235H107ZM49 233H50V235H49ZM57 233H59L60 235ZM63 235H64V237H62ZM114 235H115V237H114ZM43 236H46V237H43ZM51 236L52 237L54 236L53 238H55V237L57 238V236H58L59 240L61 239V237L63 240L65 238L66 239L69 238V240L66 241L67 243L64 242L63 246H65V247L64 248L61 247L59 250L58 248L60 246L57 245V248H56L55 244H57V243L55 242V240H53L55 242V244L51 240H50L51 242H49V239ZM83 236H84V238H83ZM225 236H227L228 238L227 237L225 238ZM23 237H25V238H23ZM26 237H29V239ZM31 237L32 238L34 237L33 240L36 239L33 242L37 243V240H38V243L36 245H38V244L40 246L42 245L43 249L42 248L37 249L36 245H35L36 248H34L33 246H30L33 244ZM85 237L90 238L89 242L90 241L91 242L88 244H84L81 242L78 243L80 240H82V241L86 240ZM25 239H28L29 241L27 240V242H26ZM72 239H74V241ZM30 240L32 243H30ZM229 241H230V243H229ZM238 241H239V243H238ZM244 241L247 243H245ZM18 242H20V243H18ZM42 242L45 243L46 247H45V245H43L44 243H42ZM47 242H48L49 247L52 245V247H50V249H51V251L54 250L53 251L54 253L51 252L50 249L48 252L49 253L51 252L50 254L51 255L53 254L52 255L53 257L48 252H45L46 254H48L47 255L48 257H46V255L43 256L45 254L44 252H43L44 254L41 252H40L41 254L34 252V250H36V251L38 250V252L43 251L44 247H45V251H46L47 250L46 248H49L46 244ZM68 242L70 244H68ZM243 242L245 244H243ZM1 243H3V245ZM65 243H66V245H65ZM72 244H73V246H72ZM78 244H79L80 248L79 247L77 248ZM107 244L116 245L115 250L111 251L110 249H107V251H106L107 254L104 253V254L100 255L101 252L99 251L98 245H107ZM1 245L3 246V248ZM169 245H171V246H169ZM21 246H23V247H21ZM24 246H26V247L28 246L27 249L29 247H31L32 248L31 251H29V249L27 250L26 247L24 248ZM74 246L77 248V250L79 249V254L78 253L76 254L77 250ZM95 246L98 248H95ZM172 246L174 248H172ZM223 246L226 248H224ZM53 247H55V248H53ZM84 247H86V248H84ZM125 247H127V248H125ZM72 248H75V249L72 250ZM248 248H249V250H248ZM64 249H66V250H64ZM56 250H59V251H56ZM74 250H76V252ZM81 250H83V251H81ZM32 252H34L35 255ZM223 253H225V254H223ZM82 254H83V256L84 255H86V256L83 257ZM41 255L43 256L42 258H41ZM74 256H76V258ZM218 256H220V257H218ZM44 257H45V259H43ZM68 257H69V259H68ZM80 257H83V258H80ZM8 258L11 260H9ZM70 258H72V260ZM158 258H160V259H158ZM77 260H79V262ZM51 261H52V263H51Z\"/></svg>",
    "mask_w": 264,
    "mask_h": 264
}]
</instances>
